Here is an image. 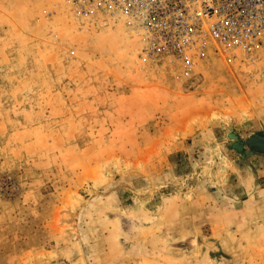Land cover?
Returning a JSON list of instances; mask_svg holds the SVG:
<instances>
[{
	"label": "rangeland",
	"instance_id": "rangeland-1",
	"mask_svg": "<svg viewBox=\"0 0 264 264\" xmlns=\"http://www.w3.org/2000/svg\"><path fill=\"white\" fill-rule=\"evenodd\" d=\"M61 3L0 0V264H264V68L186 76Z\"/></svg>",
	"mask_w": 264,
	"mask_h": 264
},
{
	"label": "built area",
	"instance_id": "built-area-1",
	"mask_svg": "<svg viewBox=\"0 0 264 264\" xmlns=\"http://www.w3.org/2000/svg\"><path fill=\"white\" fill-rule=\"evenodd\" d=\"M59 8L81 30L124 28L143 44V60L186 76L211 54L264 68V0H62Z\"/></svg>",
	"mask_w": 264,
	"mask_h": 264
},
{
	"label": "water",
	"instance_id": "water-1",
	"mask_svg": "<svg viewBox=\"0 0 264 264\" xmlns=\"http://www.w3.org/2000/svg\"><path fill=\"white\" fill-rule=\"evenodd\" d=\"M230 138L235 141L238 140L235 134H230ZM247 144L256 150L264 151V137L262 136L257 135V136L252 137L251 139L247 141ZM235 148L239 151H242L243 145L237 143L235 144ZM223 169L225 168L223 167ZM144 196L148 198V195L145 194Z\"/></svg>",
	"mask_w": 264,
	"mask_h": 264
},
{
	"label": "crops",
	"instance_id": "crops-1",
	"mask_svg": "<svg viewBox=\"0 0 264 264\" xmlns=\"http://www.w3.org/2000/svg\"><path fill=\"white\" fill-rule=\"evenodd\" d=\"M260 152V151H259ZM261 152H264V151H261Z\"/></svg>",
	"mask_w": 264,
	"mask_h": 264
},
{
	"label": "flooded vegetation",
	"instance_id": "flooded-vegetation-1",
	"mask_svg": "<svg viewBox=\"0 0 264 264\" xmlns=\"http://www.w3.org/2000/svg\"><path fill=\"white\" fill-rule=\"evenodd\" d=\"M243 150V149H242Z\"/></svg>",
	"mask_w": 264,
	"mask_h": 264
}]
</instances>
